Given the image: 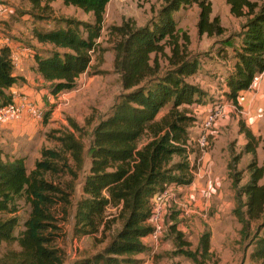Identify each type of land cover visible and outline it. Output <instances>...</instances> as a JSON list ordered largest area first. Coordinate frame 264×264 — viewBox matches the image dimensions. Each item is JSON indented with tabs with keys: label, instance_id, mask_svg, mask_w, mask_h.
I'll use <instances>...</instances> for the list:
<instances>
[{
	"label": "trees",
	"instance_id": "trees-1",
	"mask_svg": "<svg viewBox=\"0 0 264 264\" xmlns=\"http://www.w3.org/2000/svg\"><path fill=\"white\" fill-rule=\"evenodd\" d=\"M56 1L92 14L94 20L64 18L58 19L51 30L33 29L39 44L52 47L46 55L37 51L34 58L36 72L53 95L73 89L90 70L111 0H29L33 20H44L39 13L53 12L52 3ZM161 1L157 17L144 27L129 19L110 29L113 68L120 77L122 94L113 113L94 129L87 152L91 166L82 198L75 206L73 235H93L101 228L106 235L115 221L122 222V227L101 253L83 256L71 264H137L135 257L146 250L143 238L153 231L148 222L155 194L167 186L183 187L193 182L190 129L196 123L197 105L203 104L208 95L188 81L198 72L200 63L189 51V35L179 31L174 16L195 5L199 8V35L223 36L227 29L219 17L212 16L211 0ZM227 4L232 16L245 19L237 35L242 41L236 43L234 35L223 41L234 58L233 70L225 77L228 91L224 96L237 106L240 93L264 71V0H227ZM19 80L10 49L1 48V105L12 102L7 92ZM166 108L167 113L158 118ZM73 129L79 131L76 124ZM75 133L65 131L54 139L50 134L57 147H43L32 171L23 160L5 158L0 149V248L9 247L0 256V264L65 263L66 251L58 244L60 223L72 213L76 182L85 166L84 145ZM241 133L247 139L244 152L253 159L248 165L250 181L240 190L239 179L233 175L235 165H228L236 191L233 214L242 225V242L250 239L247 249L253 247L251 264H264V161L259 166L258 139L244 126ZM20 200L30 209L21 232ZM109 206L116 207L119 215L107 221ZM260 221L254 229L253 224ZM176 227L170 229L181 254L196 264L212 259L209 233L201 237L199 248L191 251L185 248L189 244Z\"/></svg>",
	"mask_w": 264,
	"mask_h": 264
},
{
	"label": "rangeland",
	"instance_id": "rangeland-1",
	"mask_svg": "<svg viewBox=\"0 0 264 264\" xmlns=\"http://www.w3.org/2000/svg\"><path fill=\"white\" fill-rule=\"evenodd\" d=\"M213 6V17H219L221 24L226 26L227 32L223 36L208 37L206 35H199L198 32V20H199V8L197 6H191L189 8L181 9L175 14V20L178 24V29L181 33H187L190 37L189 51L191 54L199 60L198 72L188 79L189 83L199 87L207 93L208 96L204 97L203 104L197 105L196 111L199 108L210 107L208 113L219 105L226 107L227 117L220 123L224 124L225 129L232 135L233 142L231 151H229V164L235 165L234 178L239 179V190L246 186L250 181V172L248 165L251 163L253 156L246 154L244 148H242L239 141V133L234 129H240L243 125V116L241 109L231 106L230 101L225 97L221 98V79L232 67V51L224 49V39L230 35H234V41L238 43L242 25L245 23V19L236 18L231 15L230 7L227 4V0H211ZM0 6L5 12L12 10L13 14L7 18L8 25L12 26L10 34L14 41L20 42L28 48H33L31 34L34 28H41L42 30H51L55 27L58 19L74 18L82 22H91L93 16L86 14L80 9L74 7H66L61 4L60 1L52 4L53 12L47 11L39 13L40 17H44V20L35 22L30 14L31 4L29 0H0ZM162 6L161 0H111L107 5L104 27L102 30V37L99 40V47L97 52L93 55V61L91 68L86 75H84L73 87V91L77 95L75 100V107L73 110L64 107L57 111V115L52 116V111H45V116L42 119L45 123L51 120L46 127L45 134L42 133V138L45 139L42 147L55 148L57 144L53 140L55 137H60V133L65 131L76 132V136L84 145V161L85 166L82 173L76 182L75 193L72 197L73 210L66 222H61L62 232L58 238V244L64 248L67 257L64 264H71L74 262L76 256H92L97 253H101L110 243L111 238L120 230L122 222L115 221L111 225L109 232L105 235L103 228L99 233L93 235H84L75 237L78 239L74 244L73 228H74V211L77 202L82 198L83 186L85 179L88 176V172L91 166L90 156L87 155L88 150L93 143L94 129L98 123L109 117L114 110V105L122 94L120 88L119 75L115 73L113 68L114 52L112 50L111 43V30L112 27H119L125 21L132 19L139 27H144L152 19L157 17L158 12ZM38 13L37 11H34ZM92 17V18H91ZM33 23L35 26L33 27ZM59 23V22H57ZM41 54L46 55L51 52L50 47H37ZM223 53V54H222ZM94 77L95 80L92 83H88L89 78ZM48 87V86H47ZM49 93L50 89L46 88ZM66 93H68L66 91ZM47 102V101H46ZM79 102V103H78ZM46 108L54 109L56 103L52 100L46 103ZM51 106V107H50ZM234 107V108H233ZM169 108H166L158 118H161L167 113ZM50 111V112H49ZM207 113V114H208ZM49 117V118H48ZM203 118L202 115L196 114V122ZM73 124L78 126L79 131L73 129ZM196 124V123H195ZM193 127H196V125ZM190 129L192 135L195 137L198 135L194 129ZM195 131V132H194ZM215 131V129L213 130ZM198 132V129H197ZM52 134L53 139L49 137ZM259 146L257 149V161L259 166L263 165L264 161V134L258 138ZM212 137L210 138L209 148L213 145ZM196 149V145L194 146ZM11 153V152H10ZM11 155V154H10ZM27 167L30 170L33 164V159L27 158ZM228 164V165H229ZM231 179V178H230ZM232 181V179H231ZM264 182V180H263ZM232 191L235 193L236 191ZM174 195L179 204L173 205L168 209L167 214L163 218V236L160 240L162 246L170 251L171 241H167L166 237L169 234L170 227L179 223L181 228L190 229L191 232L185 234L184 241H188L191 247L197 242V236L201 233V229L211 230L209 228L210 217L220 209L224 208L223 219L216 227V238L214 239V245L217 247L224 246L222 252L217 254V258L222 261H228L229 264H251L250 257L248 256L250 248H245L244 245H248L250 239L246 242H242L241 229L242 225L233 214V210L236 206V201L232 198V204H229L230 198H223L211 207L207 208L206 218H198V215L191 214L195 211L192 204L187 203L183 192H180L178 188L174 190ZM226 195V192H225ZM245 200H243L244 202ZM180 203H182L180 205ZM19 220L20 226L18 231L21 232L23 228V222L28 218L29 206H27L23 200L19 201ZM189 211V215L186 216L185 211ZM184 213V215H183ZM119 215V210L114 206H109L106 211V220H114ZM197 217V218H196ZM262 223L256 222L253 224L254 229ZM172 224V225H171ZM179 229L180 227L177 226ZM260 227V226H259ZM199 233V234H198ZM79 246L81 247L79 250ZM14 248H18L14 245ZM77 248V249H76ZM9 247L3 245L0 248V256L8 251ZM196 247H193L195 250ZM250 255V254H249ZM169 258V255L166 259ZM216 258V259H217Z\"/></svg>",
	"mask_w": 264,
	"mask_h": 264
},
{
	"label": "crops",
	"instance_id": "crops-1",
	"mask_svg": "<svg viewBox=\"0 0 264 264\" xmlns=\"http://www.w3.org/2000/svg\"><path fill=\"white\" fill-rule=\"evenodd\" d=\"M56 2L52 4H55ZM60 2L63 4L62 1ZM11 14H13L12 10L7 12L4 11L2 14H0V49L7 47L11 52L15 48L20 47L23 51L21 53V65L15 70V76L20 78V80L7 92L9 95H11L12 101L16 103H34L37 107L43 109L44 111L53 110L52 116L57 115V111L62 109L64 106V109L70 107L73 110V108L76 106L75 100L77 98L75 92H71L73 91L71 89L66 90L68 93L63 91L58 95L49 93L46 89L48 88L47 83L36 72L34 56L36 52L39 51L37 47H52L50 45L39 44L32 34L31 39L34 49L28 48L24 44L14 41L11 37L12 35L9 33L12 29V26L8 25L7 23V18ZM89 15L93 16L92 14ZM93 20L91 22H93ZM34 26L35 25L33 24V27ZM222 26L226 28L225 25ZM237 39L240 40L239 42L242 41V38L240 37ZM224 49L230 50L229 48L225 47ZM232 61H234L233 57ZM232 70L233 67H230L227 74ZM84 75H82L78 80H80ZM226 75L221 79V98H225L224 91H228V88L225 84ZM94 80V77L89 78L88 83L90 84ZM119 86L122 89L121 82ZM53 99L56 103V107L51 109L53 106H50L51 108L47 109L46 103L50 102L51 100L53 102ZM230 104L231 106L241 109L243 114L241 119L243 120L245 129L251 131V133L256 138L264 134V77L253 89H248L240 93L237 106L231 101ZM210 109V107L199 108L197 109L198 111L196 114L202 115L204 117ZM51 120H48V123H45L43 120H34L26 114L20 121L0 125V149L3 152V156L10 161L23 160L25 165L27 163V158L33 159V164L30 170L26 165L27 169L32 171L35 167L36 161L41 157V150L43 148L42 145L45 141V139L42 138V133H46V127ZM192 129H194L197 133L196 127H193ZM235 131L237 134L239 133L240 144L242 148L245 149L247 144L245 134L240 133V129H234L233 133ZM194 138L195 135H192V140ZM233 138L234 137L230 135L228 130L225 129L224 124H219L212 133V141L214 144L208 149L207 152H203L193 146V153L190 155L191 165L195 167L193 182L189 186L178 187V190L183 192L187 203L192 204L195 208V211L191 214V216L197 214L198 218L208 217L206 216L207 208L211 207L215 203L218 204V202L225 198V196L230 198V205L232 204V198L235 200V193L232 191V181L230 179L228 170L229 151H231ZM222 212H224V208H220L213 217H210L209 221L205 220L207 223H210L209 228H211V230L209 229L205 231L204 228L201 229L199 232L201 234L198 233L199 235L197 236V242L195 245L191 247V244L186 241L189 246H186L185 248L191 251H196L200 246L201 237L205 233L210 234V253L212 255V259L208 260L206 264H229L228 261H222L217 258V254L222 252L224 246L217 247L213 243L214 239L216 238L215 229L219 222L223 219ZM188 215L189 214L186 216ZM148 223L151 226V223ZM172 224L180 227V224L177 222ZM176 229L178 232H181L184 235L183 239L186 238L185 234L188 235L191 232V230L187 228L180 227L179 229L176 227ZM73 238L74 244L77 243L78 239L74 235ZM166 238L167 241H171L172 249H170V251L165 249L166 247L162 246V243L154 244L151 235L143 238V244L145 245L146 250L135 257L138 261L137 264H196L193 259L179 252V246L175 240L176 236L171 229ZM194 246L196 247L195 250H193ZM244 247L246 248L247 245H244ZM80 248L81 247L79 246V250H81ZM252 250L253 247H250L248 253L249 257V254H251ZM168 255L169 258L166 259ZM79 258H81V256H77L76 254L74 261L78 260Z\"/></svg>",
	"mask_w": 264,
	"mask_h": 264
},
{
	"label": "built area",
	"instance_id": "built-area-1",
	"mask_svg": "<svg viewBox=\"0 0 264 264\" xmlns=\"http://www.w3.org/2000/svg\"><path fill=\"white\" fill-rule=\"evenodd\" d=\"M3 12L4 10L0 6V14ZM22 52L20 47L11 51V61L15 70L21 65ZM263 77L264 71L257 74L249 89H253ZM225 109V106L219 105L206 114L200 121L196 122L195 125L196 129H198V135L192 140L193 146L196 145L203 152L208 151L213 130L227 117ZM26 114L34 120H42L46 113L34 103H16L12 101L6 105L0 104V125L20 121ZM176 188L178 187L167 186L162 192L155 194L152 199V211L149 222L153 229L150 235L154 244L160 243L163 236V218L167 214L168 209L173 205L179 204L174 195ZM184 209L183 212L185 211ZM185 213L187 215L189 211H185Z\"/></svg>",
	"mask_w": 264,
	"mask_h": 264
}]
</instances>
